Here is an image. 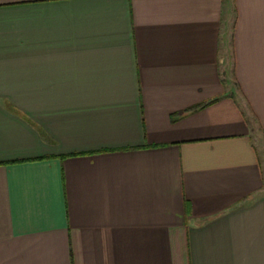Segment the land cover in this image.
Here are the masks:
<instances>
[{"label": "crops", "instance_id": "0c3cea01", "mask_svg": "<svg viewBox=\"0 0 264 264\" xmlns=\"http://www.w3.org/2000/svg\"><path fill=\"white\" fill-rule=\"evenodd\" d=\"M0 264H264V0H0Z\"/></svg>", "mask_w": 264, "mask_h": 264}]
</instances>
